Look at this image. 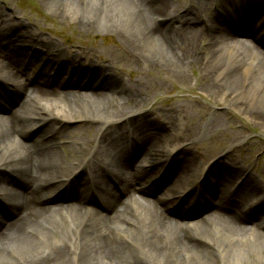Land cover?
<instances>
[{
    "label": "bare ground",
    "instance_id": "1",
    "mask_svg": "<svg viewBox=\"0 0 264 264\" xmlns=\"http://www.w3.org/2000/svg\"><path fill=\"white\" fill-rule=\"evenodd\" d=\"M47 1L49 7L57 3ZM111 1L112 6L103 5L83 13V18L90 15L87 29L111 13L113 17L122 14L132 20V12L138 26L136 34L131 30H120L118 34V41L130 58L143 59L152 68L187 79L181 69L194 57L206 65L200 80L208 96L213 93L222 101L226 96L229 103L236 98L231 105L236 112L264 124V102L257 103L258 109L255 107L253 112L244 109L264 96V68L257 79L258 89L243 91L242 86L243 78L257 74L258 64L264 60V0ZM15 13L12 7L9 15L13 18ZM224 30L226 37L220 34L215 40L214 33ZM251 39L258 43H251ZM149 43H157L161 52L153 53ZM38 44L43 45L44 41L31 23L21 20L0 26V93L5 87L17 96L30 92L28 99L20 100L18 110L10 115L7 110L0 117V170L4 167L10 172L7 177H0V264H249V258L253 264H264L259 241L264 240V219L255 223L260 213L248 215L259 202L258 210L264 207L260 199L261 196L264 200V185H259L252 172L244 175L247 170L235 159L220 156L208 164L206 152L203 155L186 146L162 145L163 136L158 128L168 130L176 139L184 137L175 129L179 109L173 106L162 111L164 114L156 112L151 122L159 125L157 128L141 127L146 113L134 109L142 103L139 101L144 97L142 87L126 83L104 61L88 59L89 53L83 48L68 59L63 58L55 72L60 77L72 75L71 89L64 92V97L80 98L83 111L80 118L102 122L97 134L93 139L87 138V146L82 145L79 152L51 136L55 130L39 133L32 142L23 141L21 137L49 117L67 118L65 105L42 107V100L60 93L57 78L43 76L34 85L28 81L39 73L36 59L44 53ZM49 44L65 50L54 39ZM201 46L206 51L199 55ZM96 82L101 90L95 93L93 102L86 103L85 94L72 89L75 85L93 87ZM110 83L119 89L116 94L123 95L128 108L135 113L122 114L120 109L124 110L125 105L114 95L104 93ZM110 91L108 94L114 92ZM243 96L247 104L237 102ZM70 104L74 106L72 101ZM6 108L1 104L0 110ZM47 108H56L57 113L46 114ZM131 119L136 128L128 131L130 128L125 124ZM110 125L117 128L106 132ZM212 125L219 128L221 119ZM206 129L207 126L204 133ZM105 157L110 160L106 162ZM121 166L141 170L126 174L121 172ZM163 170L168 172L166 176H162ZM115 172L120 176L117 192L112 195L105 190V202L96 203V209L90 212L86 210L85 203L95 202L96 188H103ZM87 174L95 176L94 182L87 179ZM233 178H243L237 189L234 184L229 186ZM164 179L171 182L172 203L181 205L176 213L171 200L157 197L164 190L160 184ZM199 185L209 189L207 197L197 194L195 186ZM144 195L156 198L150 200ZM242 195H247V199L257 195L258 199L247 202ZM72 198L75 200L67 201ZM55 200L63 201L53 203ZM196 214L201 217L194 224H185L184 220ZM123 223L131 231H141V243L129 235ZM51 231L69 235L60 238L50 234ZM256 238L260 243L254 242Z\"/></svg>",
    "mask_w": 264,
    "mask_h": 264
},
{
    "label": "rangeland",
    "instance_id": "2",
    "mask_svg": "<svg viewBox=\"0 0 264 264\" xmlns=\"http://www.w3.org/2000/svg\"><path fill=\"white\" fill-rule=\"evenodd\" d=\"M178 1L182 3V0ZM56 2L57 3L54 7H49L47 0H0V25L2 27L9 26L12 23L22 20L26 23H31V28L35 29L40 34L43 41L48 43V41L54 39L60 42L63 47H65L68 54H72V52H76L79 48H83V50L89 53L87 54L89 56L88 59H93L98 63H101V60L104 61L107 66H112L115 69L114 73L120 78L125 79L126 83H133L142 87L144 97L139 100H142V103L139 107L134 109L146 113L147 117H144L141 120V127H153L156 123L151 122V120L156 116V112L164 114L162 111L173 106H176L177 109H179V121L175 124V129L178 130V133L184 135V137L176 139L168 130L158 128L163 136L162 145L166 144V146L168 145L169 147L186 146L194 149V151H199L201 154L206 152L209 154H205V156H208V164H212V162L220 156H224L228 159H235L237 164L241 167L243 166L247 170L244 175L247 174L248 171L252 172L259 185H264V124L260 121H257L256 123L252 119L249 120L246 116H243V113L236 112L231 106L232 103L236 102V98L229 103V99L226 96H224L222 101L218 99V95L214 96L212 93V95L208 96L206 94V90H204L205 87L203 88L204 85L200 80L201 73L204 72L203 68L206 66L205 64H201L200 60L198 61V59L192 57L181 69L184 72L183 74L187 76L188 80L183 76L180 79H178V77H173L172 73L167 70H157V68H152L151 66L146 65L143 59L136 60L134 57L130 58L125 51V47L118 41L120 30L126 32L131 30L132 34H136L137 32L138 26L137 23H135L132 12V20H129V16L122 14H120L121 17L119 14L116 17H113L111 13L107 18L99 19L97 24L95 23L94 27L89 30L87 28L90 24L88 21V16L90 15L87 14L84 16L85 18H83V13L92 12L103 5L112 6L113 2L111 0H57ZM186 2L189 3V0H186ZM12 7L15 9L17 15L15 18L9 16ZM231 13L235 15L233 10ZM209 32L212 31L209 30ZM228 33L229 36L233 35L230 31ZM220 34L223 38L226 37V32L224 30L219 34L214 33L213 36L215 40H218ZM149 44L150 48L154 50L153 53L158 54V52H161L157 43ZM210 49L211 46L208 48V51ZM149 50L150 49H147L148 52H152ZM205 51L206 47L201 46L198 54L202 55V52ZM162 55L166 57L165 54L162 53ZM243 63L244 61L242 64ZM212 64L214 63L212 62ZM258 65L259 68H261H257L255 71L256 73L259 70L257 74L254 73L255 75L248 79L246 78L247 80L243 78V91H246L248 88H250V90L258 89L259 83L257 79L260 77V72L264 68V60H261V63ZM235 76L238 79L237 71H235ZM214 80V82L217 83L216 79ZM111 84L112 83H110L111 87H114L115 89L117 88L114 84L113 86ZM238 84L239 82L237 85ZM213 85L215 87V84ZM70 89L71 87L66 80L62 79L58 88L60 93L42 100V107H46L45 104H59L66 106L65 110L67 109V114L65 115L67 118H65V120L67 121L50 135L60 138V140H62L71 150L79 152L82 145L87 146V138L93 139L95 137L102 122L93 119L85 120L80 118V116L83 115V111L80 109L81 105L80 102H78L79 98L78 100H75V97H64V92H67ZM72 89L75 91L80 90L81 94H85V97H87L85 100L86 103L90 100L93 102V100L96 99L89 88L74 87ZM108 93L109 92L106 91L105 94L111 95ZM115 97L116 100L121 101L123 106L125 105L124 110L120 109L122 114L128 113L132 110L128 108L126 104V101L128 100L124 99L123 95L116 94ZM245 97H239L240 99L238 98L237 102L243 103L244 101V104H247L248 100L245 99ZM5 98L6 101H2L3 104H1L7 108L3 112L5 114L8 110L9 112H7V114L10 115L12 112L18 110L19 101H11L8 97ZM251 100L252 97L250 98V101ZM70 101H72V104L74 105L73 107L70 104ZM261 102H264V96L260 97L258 100H254L251 105L244 106V109L253 112L257 106L256 104ZM190 104H193L196 108L193 107L189 109L188 106ZM198 106L200 108L202 107V109L198 108ZM75 108H77V110ZM134 110L131 111L129 115L135 113L136 111ZM50 111L55 114L57 113L56 108H47V110H45L46 114ZM95 113L97 112L95 111L93 114ZM218 118L221 119V125L219 128H214L212 123L218 122ZM131 123L130 126L132 128L135 126L136 128L133 119H131ZM126 126H128V124H126ZM205 126H207L206 133L203 132ZM155 127L157 128L159 125H155L154 128ZM36 128L37 129H33L25 135L24 139L29 141L32 139L34 140V137L38 135V130H40V132L50 131L53 128V124L45 123L41 126L37 125ZM114 128H117V126L110 125L106 128V132L110 130L112 131ZM122 130L120 133H125V130H123V132ZM109 160V158L105 159L106 162ZM1 169L0 177H7V175L10 174L6 168L2 167ZM120 170L129 173L131 171L135 172L136 168L129 169L127 166H121ZM90 177L92 178V176L89 175V179ZM113 178L119 181L118 177L116 178V176H113ZM236 179L238 178H233L232 181L234 182ZM232 181L229 184L230 188L232 187ZM111 183V181L107 182L103 186V189L105 187L107 189L111 188ZM170 184V181L164 180L162 182L161 187H163L164 190L159 193V197L170 199L173 196L169 189ZM200 189H202V191ZM200 189L199 187L196 188L198 194L203 193V195L208 196L205 194L207 189L204 187H201ZM99 194L100 191L98 189L97 199L101 197L102 200H105L103 194ZM141 195L142 194H136L137 197H140ZM244 195H242V197L246 198L248 194L246 196ZM262 201L264 203L263 199ZM183 203L184 200L182 201V204ZM175 206L176 204H174V207ZM258 207L261 206L252 208L251 211H249V216L254 215V213H260L259 218H257L256 221L254 220L255 223L264 219V207H262L263 210H258ZM209 212L204 214V217L207 216ZM197 213H199V211ZM200 214L202 215V213ZM200 214H196L194 217L195 220H187L189 223H185L194 224V222L201 217ZM123 225L128 229V233L132 238L134 237L138 242H142L141 231H131V228L125 223H123ZM49 233L52 235H58L60 238H65L69 235L68 232L56 233L51 231ZM258 240L259 238H256L254 242L260 243ZM259 241H261V248H263L262 251L264 253V240L260 239ZM133 249L137 250L135 245H133ZM147 258L152 263H156L154 259H151L150 257ZM178 259L183 260L180 256H178ZM247 262L253 264L254 261L252 258H249Z\"/></svg>",
    "mask_w": 264,
    "mask_h": 264
}]
</instances>
